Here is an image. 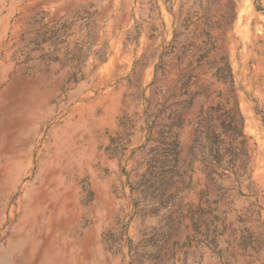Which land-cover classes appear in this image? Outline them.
Wrapping results in <instances>:
<instances>
[{
	"label": "rangeland",
	"instance_id": "rangeland-1",
	"mask_svg": "<svg viewBox=\"0 0 264 264\" xmlns=\"http://www.w3.org/2000/svg\"><path fill=\"white\" fill-rule=\"evenodd\" d=\"M150 1L0 0V264H264V0ZM89 7L83 79L38 71L35 33ZM72 33L70 49L85 31ZM211 45L248 140L241 188L213 183L194 142L193 68Z\"/></svg>",
	"mask_w": 264,
	"mask_h": 264
},
{
	"label": "trees",
	"instance_id": "trees-1",
	"mask_svg": "<svg viewBox=\"0 0 264 264\" xmlns=\"http://www.w3.org/2000/svg\"><path fill=\"white\" fill-rule=\"evenodd\" d=\"M152 2V3H151ZM154 10L158 12L156 1H150ZM153 10V9H152ZM91 7L83 9L81 13H75L70 20H60L55 24L45 27L41 31L35 33L27 45L29 52H39L37 58L44 60L43 67L38 71L48 70L51 64H58L61 68L69 69V79L72 83H78L82 80L81 66L86 63V59L90 53L91 29L94 25ZM78 26L80 31H85L80 43H76L72 49L68 46V38L72 36V28ZM151 35L157 32L156 24L150 26ZM67 40V41H66ZM63 44L65 50L62 53L63 59L57 55L59 50L57 47ZM26 45V47H27ZM47 45L49 51L44 53L43 47ZM175 47L171 46L170 51ZM214 46L205 47L202 54L196 60L193 68V85L197 88L193 95L203 96L204 102L200 106L197 116L196 138L194 142H198L202 135L208 144V160L212 164L211 180L216 183V177L223 178L234 176L235 185L242 187L243 182L250 181L249 164L251 161L250 150L248 148L247 138L243 133V119L239 112L234 97L233 84L234 79L230 69V65L223 58L218 60H206L208 54L213 51ZM168 54L164 51L160 54V61L155 64L153 81L157 79L158 73L163 74V58ZM28 68V67H27ZM27 70H30L29 68ZM195 70H197L195 72ZM78 74L80 77L78 78ZM208 74L210 81L205 83L199 78V75ZM207 104V106H206ZM151 128L154 126V118L150 116ZM153 129V128H152ZM204 148V147H203ZM171 161L165 157L163 164L170 168ZM165 185L169 188L173 185V177L171 171L165 174ZM248 187V186H247ZM221 199L214 200L219 203Z\"/></svg>",
	"mask_w": 264,
	"mask_h": 264
}]
</instances>
